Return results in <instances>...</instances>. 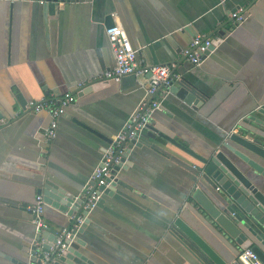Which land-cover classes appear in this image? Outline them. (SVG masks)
<instances>
[{"label":"crops","instance_id":"crops-1","mask_svg":"<svg viewBox=\"0 0 264 264\" xmlns=\"http://www.w3.org/2000/svg\"><path fill=\"white\" fill-rule=\"evenodd\" d=\"M239 8L242 21L231 16ZM115 22L139 59L173 65L206 96L194 107L161 89L150 121L156 128L204 156L223 148L231 132L264 135L258 111L264 106V0H64L58 6L0 0V264L31 261L27 249L37 234L31 207L46 180L80 196L95 184L94 169L110 142L82 124L115 138L149 98L147 76L131 74L95 88L106 80H94L116 62L106 33ZM198 34L211 37L214 48L197 65L187 50ZM81 83L86 87L79 91ZM68 91L72 99L48 141L50 112L27 104ZM148 143L132 148L127 166L111 176L117 185L90 211L79 234L90 262L80 264H205L172 229L177 216L234 262L232 239L207 222L192 198L197 186H206L201 161L161 136ZM258 181L264 190V178ZM44 214L57 230L73 220L47 203Z\"/></svg>","mask_w":264,"mask_h":264},{"label":"water","instance_id":"water-1","mask_svg":"<svg viewBox=\"0 0 264 264\" xmlns=\"http://www.w3.org/2000/svg\"><path fill=\"white\" fill-rule=\"evenodd\" d=\"M50 1L58 6L59 2L64 0ZM213 48L214 45H211L208 52ZM106 83L107 81L99 83L95 88ZM169 90L194 107L200 106L206 97L203 91L185 76L173 83ZM17 97L20 105L25 108L26 102L22 94L18 93ZM258 111L264 115V106H261ZM1 119L2 116H0V121ZM259 121L264 124V120L259 118ZM82 125L100 134L108 142L113 141V138L99 133L94 128L86 124ZM147 129L148 131L144 132L141 137L125 141L118 147L117 155H121V161L114 166L113 174L121 167L127 166V159L132 148L148 143L150 137L154 138L158 135L176 144L201 161L198 169L202 173L206 186H197L192 193V198L207 222L214 226L226 240L232 239L231 242L238 251L237 257L234 258V262L226 258L202 236L197 228L181 216L173 220L172 229L205 264H243L239 254L246 248H251L264 262V190L258 181L260 176L264 178V135L248 128L231 132L225 136L222 142L223 148L218 151L214 150L209 156H204L177 138L159 130L150 122ZM243 163L255 172L254 175L248 169H244ZM109 180L110 184L101 186V189L106 190L109 186L117 185V179L110 178ZM208 187L214 192H208ZM39 193L43 194L47 204L67 212L69 216L76 217L80 214L85 216L76 235H73L71 241L67 240L68 247L62 251L59 249L53 251L50 258L43 264L90 262L82 251L81 245L84 241L79 236L85 232L90 222L89 213L93 210L85 208L86 196L76 195L49 180H46L44 188L39 189ZM58 235V230L51 226L36 234L34 240L41 241V248L39 249L36 244L32 243L27 249L32 264L40 263L43 252L50 251L51 247L57 243ZM20 264H26V262H20Z\"/></svg>","mask_w":264,"mask_h":264},{"label":"built area","instance_id":"built-area-1","mask_svg":"<svg viewBox=\"0 0 264 264\" xmlns=\"http://www.w3.org/2000/svg\"><path fill=\"white\" fill-rule=\"evenodd\" d=\"M231 16L237 21H242L245 16L242 8L234 10ZM106 33L110 44L115 52L116 62L112 68L104 71L94 82L100 80H113L120 81L124 76L136 75L147 76V90L149 98L142 102L139 112L131 116L124 128L113 138V141L109 143L106 148L102 159L98 166L94 169L93 180L95 184L88 188L87 193L84 194L87 198L85 208L92 210L96 207L100 201L104 192L101 186L110 184V178L113 174L114 166L121 161V155H117L118 147L125 141L133 138H139L147 130V125L152 119L154 111L161 106V101L156 99L155 96L161 89L169 90L173 83H175L180 77L174 72V66L170 64H146L139 59V49L136 48L123 25L120 22L112 23L106 26ZM213 45V39L204 34L196 35L187 50L188 57L194 64H200L202 60L208 56L210 46ZM208 52V53H207ZM93 83V82H90ZM86 87V84H80L79 91H82ZM72 99V93L66 92L61 97H52L43 99L41 101H31L27 104V109L39 112L42 110H48L51 114V121L45 129V138L48 141H52L58 132L59 118L62 114V108L70 103ZM219 189V187H217ZM45 205L43 194H37L35 203L31 207L32 212L35 215V224L37 227V233L50 227V224L45 218ZM72 223L58 230L59 235L57 237V243L53 245L50 251L43 252L41 261L39 264L45 263L53 251L59 249L65 250L71 241L73 235H76L85 216L80 214L72 218ZM43 240V239H42ZM34 244L40 249L41 241H33ZM239 258L243 264H264L259 256L251 249H243ZM26 264H32L31 261Z\"/></svg>","mask_w":264,"mask_h":264}]
</instances>
